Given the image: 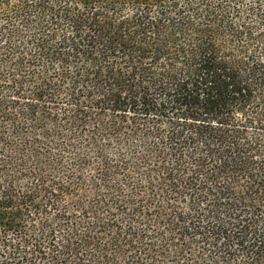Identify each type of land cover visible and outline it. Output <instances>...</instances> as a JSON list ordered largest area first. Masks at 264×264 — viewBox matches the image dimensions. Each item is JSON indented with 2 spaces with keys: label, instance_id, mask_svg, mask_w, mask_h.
Segmentation results:
<instances>
[{
  "label": "trees",
  "instance_id": "trees-1",
  "mask_svg": "<svg viewBox=\"0 0 264 264\" xmlns=\"http://www.w3.org/2000/svg\"><path fill=\"white\" fill-rule=\"evenodd\" d=\"M0 264H264V0H0Z\"/></svg>",
  "mask_w": 264,
  "mask_h": 264
}]
</instances>
